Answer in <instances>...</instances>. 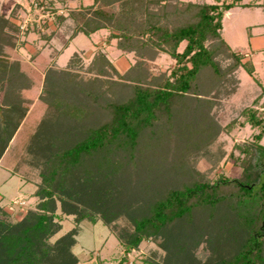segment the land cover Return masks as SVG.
Masks as SVG:
<instances>
[{
	"label": "trees",
	"instance_id": "trees-1",
	"mask_svg": "<svg viewBox=\"0 0 264 264\" xmlns=\"http://www.w3.org/2000/svg\"><path fill=\"white\" fill-rule=\"evenodd\" d=\"M153 6L157 9L152 8ZM236 6L255 7L257 4L244 3L243 0H216L213 3L184 0H93L87 9L83 7L86 11L94 9L91 14L85 11L69 13L68 17L74 22V31L68 40L80 33L90 36L100 29H109V43L112 39H117L118 50L124 53L135 52L139 60L122 73L103 52L96 54L92 63L98 62L100 67L103 64L105 67L110 66L116 73L117 78L111 81L112 86L119 88L123 86L129 91L127 90L128 92H125L119 100L106 101L102 104L100 107L105 116L99 124L88 127L83 138L58 149L44 161L43 171L40 172L41 181L35 191V195L39 198L35 208L28 209L23 217L14 223L0 219V264H77V257L72 253L75 237L69 234L59 237L54 242L50 241L61 229V224L56 219H62V216L57 214L56 202L59 200L63 213L74 214L78 222L84 219L97 222L90 212L94 210L93 208L90 211L84 206L79 208L75 202H72L69 208L68 198L73 199L72 196L77 193L74 192L72 184L78 181L80 168L98 153L128 151L132 156L140 154L148 167L153 165L152 161L158 156L163 158L167 155L168 162L177 168L176 172L180 178H184L183 174H188L186 171L190 170V167L185 166L187 159L191 157L188 150L192 149L196 139L198 144L206 142L203 146L206 150L212 138L218 133L217 128L213 127L220 126V119L217 118L216 121H219L216 122L217 125L214 121L215 116L205 113L198 119L194 115L196 118L194 125L198 120L201 123L197 124L194 133H189L188 114L183 118L185 122L182 124L183 127L180 125L181 117L178 113L181 112L183 104L185 108L186 101L198 104L205 95L204 102L208 107H217L218 101L221 102L238 92L240 82L235 78L236 81L233 83V77L238 76L240 69L248 72L252 77L253 85L255 83L262 87L251 59H247V56L237 48L231 47L222 36L224 15ZM182 42L186 43L180 51L179 46ZM161 51L174 58L175 65L169 74L163 73L161 77L151 79L145 73L148 63L141 57L152 59L151 55L155 52L159 55ZM9 53L5 51L0 54V85L2 86V79L6 75H10L7 77L9 81L12 77L19 76L17 83L10 82V92L7 89L4 91L8 95L19 97L21 83L24 79H29L26 69L33 66L28 62H21L20 59L11 60ZM220 54H224L226 60L231 62L221 66L217 57ZM31 59L37 64V69L45 72L46 85L42 90L43 93L46 90L47 93L50 91L52 85L50 80H54L53 78L60 74L70 77L76 73L68 68L54 75L58 71L50 67L49 55L40 51L33 54ZM78 61L82 63V58L75 52L70 66H75L74 63ZM102 67L96 70L97 74H103ZM39 70H37V85L42 80V73ZM204 76L208 80L206 85L201 82ZM223 78L229 79L232 86L229 87L228 84L224 86L225 82L224 85H220L219 83L223 84ZM59 85L58 82L57 86ZM213 86L216 87L214 94L211 90ZM52 91L54 95L56 94L55 100L58 99L59 90ZM46 101L51 105V110L49 108V112H46L48 120L54 117L55 108L52 105L55 103ZM257 102L258 100L252 105H246L240 110L237 118L230 120L233 122L242 117L243 123H249L259 129L253 140L237 145L239 151L236 156L232 154L242 168L240 175L230 178L219 174L213 182L195 181L194 174L191 175L194 172L192 171L188 175L189 181L186 180L177 186L170 185L171 187L161 197H154L146 213L132 215L131 230L119 233L118 237L124 251L122 260H126V254L137 249L143 241L160 236L164 231L171 233L179 223L187 225L181 230L182 235L180 234L179 238L190 236L195 239L196 236L199 238L203 236L200 233L202 230L200 222L220 220L222 223V226L218 224L220 231L223 227L231 231L234 224L238 233L231 234L235 231L226 233V238L229 235H232V238L226 245L224 244L225 246L223 245L224 247L220 244H218L220 246L212 244L215 250L221 252H224L223 249L227 246H236L231 256L228 255L217 263L264 264V170L258 168L260 162L264 165V145L260 141L264 134V112L255 106ZM212 113L217 115L216 110L212 109ZM208 121L213 124H209ZM4 124L0 119V157L10 139L9 126L7 122ZM176 124L180 126L178 131L186 129V133L180 131V134L186 137L180 147L185 146L186 149L179 147L181 150L176 153L179 148L175 150V144L170 140L168 147L164 145L166 149L159 145L156 150L146 147L145 150L140 151H144L143 153L135 152L139 146L142 147L141 139L148 134L154 136L156 128L160 125L168 130L172 139L177 128ZM194 134L198 136L193 138ZM33 139L30 138L28 142L32 143ZM196 150L198 151L197 148ZM23 157H25L23 151L14 153L13 156L6 155L10 166L8 168L26 173L25 166L20 164V158ZM162 163L165 164L164 161ZM181 169H184L182 175ZM84 173L85 182L88 183L91 173L88 170ZM177 177L173 178L176 180ZM153 180L152 176L151 181ZM94 197L96 195L93 193L91 198L93 202H97L98 199ZM92 204L90 203V206ZM95 205L97 203H94ZM202 210L210 213H203ZM245 213L250 217H244ZM195 215L201 218L196 221ZM219 236L225 235L222 231L220 233L215 231V238L219 239ZM175 245L178 246L174 251L176 264H192V262L200 264L197 258L188 255L190 250L187 245L190 244L184 245L183 241L180 244L175 240Z\"/></svg>",
	"mask_w": 264,
	"mask_h": 264
},
{
	"label": "rangeland",
	"instance_id": "rangeland-1",
	"mask_svg": "<svg viewBox=\"0 0 264 264\" xmlns=\"http://www.w3.org/2000/svg\"><path fill=\"white\" fill-rule=\"evenodd\" d=\"M185 1L215 2L216 0ZM250 1L252 0H244L245 3ZM254 1L262 4L254 8L235 7L230 17L223 21L222 36L232 47L240 46L241 49H247L250 36L264 35L262 25L264 22V0ZM92 3L93 0H0V54L8 51L11 60L20 59L21 62H28L33 66V68L26 69L29 81L26 78L21 83L19 97L4 92L6 89L10 92L11 83H17L19 76L12 77L9 81L7 77L10 75H6L2 79V86L0 85V119L3 125L7 122L10 135L8 146L0 157V219L14 223L20 220L28 209L35 208L39 202L35 191L41 181L42 173L40 172L43 171L44 161L58 149L83 138L88 127L99 124L105 116L100 107L102 104L106 101L119 100L125 92L129 91L128 88V91L125 90L123 86L120 88L112 86L111 81L117 76L110 66L105 67L104 64L103 67L101 66L103 75L97 74L96 70L101 69L98 62L92 63L96 54L103 52L123 73L136 60H139L135 52L124 53L118 50L117 39H112L109 43V29H100L90 36L80 33L68 40L74 31V22L68 17L69 13L85 11L91 14L94 9L87 11L86 9ZM152 8L157 9L155 6ZM185 43L182 42L179 46L180 51L183 50ZM37 51L49 55L50 67L58 71L54 75H58L59 72L68 68L76 72L75 75L64 77L63 74H60L55 76L54 80L49 79L53 86H50L48 93L47 90L43 93L42 90L46 85L45 72L37 69V64L31 59V56ZM75 52L81 56L82 63L78 61V63H74L75 66H70ZM254 52V50H248L247 54L250 55ZM151 56H153L150 57L152 59L141 57L148 63L145 73L151 79L161 77L163 73L169 74L175 65V59L165 52L161 51L159 55L155 52ZM256 56L254 58L255 68L262 79L264 88V52L262 51ZM217 57L221 66H226L231 62L226 60L224 54ZM37 70L42 73V80L38 85ZM8 74L11 73L8 72ZM237 75V77H233V83L236 81L235 78H238L240 82L238 92L221 102L218 101L217 107L209 108L208 104L204 102L206 97L203 95L200 103L192 104L190 101H186V108L183 107L185 105L183 104L180 109L181 112L178 114L182 118H179L182 127V124L185 123L183 122L185 114L190 117L187 123L189 133L195 132L197 124L201 123L198 120L194 125L195 119H200L202 114L215 116V123H219L216 121L217 118L220 119V126L213 127L217 128L218 133L212 138L206 150L203 149L206 142L198 144L197 139L192 149L188 150L191 157L187 159L185 166L190 167V170L186 171L188 172V174L185 173L186 175L183 174L184 169H181V173L179 172L184 175V178L177 175V168L168 162L167 155L163 158L158 156L152 161L153 165L148 167L147 162L141 158L140 154L132 156L128 151L98 153L80 168L78 181L76 184H72L74 192L77 193L72 196L73 199L68 198L69 208L74 202L79 208L84 206L89 211L93 208L94 210L90 212L95 216L97 222L93 223L89 219L78 222L74 214L63 213L61 202L57 200V214H60L62 219L57 218L56 220L61 224V229L50 241L54 242L59 237L69 234L75 237L76 242L72 253L77 257V264H176L174 251L178 246L175 245V240L180 244L182 241L184 245L190 244L187 245L190 250L188 255L197 258L200 264H218L217 262L222 258L231 256L236 246H227L223 249L224 252L215 250L213 247V245L223 246L228 243L227 241L232 238V235L226 238V233H231V231H235L231 234L238 233L235 225L232 224L231 231L226 227L221 229L225 236H219V239L215 238V231L221 232L218 227L220 220L200 222V229H202L200 233L203 236L201 238L196 236L195 239L190 236L184 237V239L179 238L181 230L187 226L185 223H179V226L176 225L171 233L164 231L160 236L143 241L137 249L126 254V260H122L124 251L118 235L124 230L133 228L132 215L146 213L154 197H161L169 187L186 181L192 171L194 172L191 175L194 174L195 181L213 182L219 174L230 178L240 175L242 168L239 162L234 159V155L236 156L239 151L237 145L253 140L259 129L249 123H243L242 117L233 122L230 120L237 118L243 107L254 104L256 100L258 102L255 106L264 112V91L257 84L252 85L253 81L246 70L240 69ZM223 79V84L219 83L220 85H224L225 82L224 86L227 84L229 87L232 86L229 79ZM206 81H208L207 77L204 76L201 82L205 84ZM58 82L59 86H57ZM52 90H59L58 99L55 100L56 94L54 95ZM211 90L214 94L216 87L213 86ZM46 100L55 103L52 105L55 108V110L52 109L54 117L48 120L46 112L49 108L51 110V105ZM214 100L216 101L215 97ZM45 108L46 110H44ZM212 109L217 111V115L212 113ZM228 122L230 125L227 124ZM175 127L178 129L175 128L173 138L170 139L168 130H165L162 125L158 126L154 136L148 134L141 139L142 147L139 146L135 152L143 153L144 151H140L145 150L146 147L156 150L159 145L166 149L164 145L168 147L170 140H173L176 150L186 139L180 134V131L186 129L178 131L179 124H176ZM196 135L194 134L193 138ZM30 138L35 140L33 139L30 143L28 142ZM154 138L156 139L154 140ZM260 141L264 145V134ZM180 148L176 153L181 149H186L185 146ZM19 151H23L25 156L20 158V164L25 166L26 173H19L8 168L10 166L6 155L13 156ZM19 155L21 156V154ZM171 159L175 158L171 157ZM163 161L165 164L162 163ZM260 163L258 168L264 170V165ZM87 170L91 173L88 183L85 182L84 173ZM152 176L154 177L153 181H151ZM173 177H177L176 180ZM93 193L96 195L94 199H98L97 202H93V198H91ZM90 203H93L92 206ZM94 203L97 205L94 206ZM206 211L203 213H210ZM245 214L244 217L249 216L247 213ZM206 215L203 216L206 217ZM201 216L195 215L193 218L198 221ZM220 225L222 226V223ZM189 237L190 239L187 241ZM210 238L215 239L211 240ZM229 244L231 245V241ZM229 247L231 248L229 249ZM186 249L188 248L186 247ZM185 258H187L186 254Z\"/></svg>",
	"mask_w": 264,
	"mask_h": 264
},
{
	"label": "crops",
	"instance_id": "crops-1",
	"mask_svg": "<svg viewBox=\"0 0 264 264\" xmlns=\"http://www.w3.org/2000/svg\"><path fill=\"white\" fill-rule=\"evenodd\" d=\"M185 1V0H184ZM254 0L250 1V2H253ZM196 2V1H194ZM198 2V1H197ZM203 2H206V1H203ZM244 2V0H243ZM209 3H213V2H209ZM245 3V2H244ZM249 3V2H248ZM255 4H257V6L261 5L262 3L261 2H255ZM236 7H241V6H236ZM243 8H246V7H243ZM250 8H254V7H250ZM235 9V7H233L232 9H230L229 11H227L224 15V18H223V21L224 19L226 18H229L230 15H231V12ZM263 27H264V22L262 23ZM223 30H224V26H223ZM223 32V31H222ZM69 44H71V42H69ZM230 45V44H229ZM231 46V45H230ZM232 47V46H231ZM233 48H237L240 52L244 53L246 56H247V59H251V61L253 62V65L255 67V61H254V58H256V54L260 53V52H264V35L263 34H258L254 37H249V47L246 49H241L240 46H236V47H233ZM248 50H254L255 52L253 54H250L248 55L247 54V51ZM255 72H256V68H255ZM256 75L260 78L261 80V84H262V79L261 77L259 76L258 72H256ZM250 78L252 79V77L250 76ZM253 81V80H252ZM250 81V82H252ZM252 85H253V82H252ZM262 89L263 86L261 87Z\"/></svg>",
	"mask_w": 264,
	"mask_h": 264
}]
</instances>
